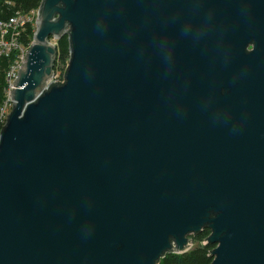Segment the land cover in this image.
Returning <instances> with one entry per match:
<instances>
[{
	"label": "water",
	"instance_id": "obj_1",
	"mask_svg": "<svg viewBox=\"0 0 264 264\" xmlns=\"http://www.w3.org/2000/svg\"><path fill=\"white\" fill-rule=\"evenodd\" d=\"M11 100L0 264H264V0H43Z\"/></svg>",
	"mask_w": 264,
	"mask_h": 264
},
{
	"label": "trees",
	"instance_id": "obj_2",
	"mask_svg": "<svg viewBox=\"0 0 264 264\" xmlns=\"http://www.w3.org/2000/svg\"><path fill=\"white\" fill-rule=\"evenodd\" d=\"M42 2L43 0H0V21H6L16 13L29 14L31 11L36 10ZM34 31L35 28H33V26L27 25L18 42L23 45H29L32 41ZM14 56V54L8 57L5 55L0 56V109L5 100L6 74L13 63ZM69 58L70 41L68 36H64L57 42L54 71L56 68L59 69L63 67L64 74ZM207 236L208 232H205L204 235L195 237V240L203 243ZM214 247L215 246L211 245H202L195 247L185 254L167 253L160 259L158 264H211L212 258L210 257V253Z\"/></svg>",
	"mask_w": 264,
	"mask_h": 264
},
{
	"label": "built area",
	"instance_id": "obj_3",
	"mask_svg": "<svg viewBox=\"0 0 264 264\" xmlns=\"http://www.w3.org/2000/svg\"><path fill=\"white\" fill-rule=\"evenodd\" d=\"M37 17H38V8L36 10L31 11L29 14L16 13L10 19L6 21H0V33H1L0 34V56L5 55L8 57L9 55H11V51L13 47L17 48L20 52L17 60L15 57L13 64L10 66V69L8 70L6 74V79H5L6 89L4 91L5 100H4L3 106L0 109L1 127L5 124V121H6L5 118H7V116L9 115V114H6V108L8 104H10L11 109H12L11 90L13 88V82H14L13 80H15V78L17 77L18 70L21 64L23 63L24 51L26 53L28 49L30 48V44L23 45L22 43H19L18 40L21 37L22 33L25 31L27 25H31L33 26V28H35ZM5 46H7L8 48H4ZM20 59L22 60L21 64H20Z\"/></svg>",
	"mask_w": 264,
	"mask_h": 264
},
{
	"label": "rangeland",
	"instance_id": "obj_4",
	"mask_svg": "<svg viewBox=\"0 0 264 264\" xmlns=\"http://www.w3.org/2000/svg\"><path fill=\"white\" fill-rule=\"evenodd\" d=\"M32 42V41H31ZM31 42H30V45H31ZM51 42L54 44V45H57V41H55V40H51ZM4 48H8L7 46H5ZM1 49H3V48H1ZM29 50V49H28ZM11 54H14L15 56H14V59H15V57H16V60H17V58H18V55L20 54V52H19V50L17 49V48H12V51H11ZM24 56H25V51H24ZM24 58V57H23ZM14 61V60H13ZM22 63V60L20 59V64ZM13 64V63H12ZM19 64V65H20ZM18 68H19V66H18ZM63 70H64V68L62 67V68H56L55 69V73H54V77H53V81H62L61 79H62V76H63ZM14 81V80H13ZM12 81V82H13ZM11 112V106H10V104H8V106H7V108H6V114H9ZM6 119V118H5ZM4 119V120H5ZM3 123V122H2Z\"/></svg>",
	"mask_w": 264,
	"mask_h": 264
},
{
	"label": "flooded vegetation",
	"instance_id": "obj_5",
	"mask_svg": "<svg viewBox=\"0 0 264 264\" xmlns=\"http://www.w3.org/2000/svg\"><path fill=\"white\" fill-rule=\"evenodd\" d=\"M254 49H255V43L252 41L248 44L246 51L250 53V52H253ZM205 232H208V236L211 233V231L209 229H204L200 235H204ZM200 235H197V236H200ZM197 236H190L191 241H192V245H193V239H195V237H197Z\"/></svg>",
	"mask_w": 264,
	"mask_h": 264
}]
</instances>
